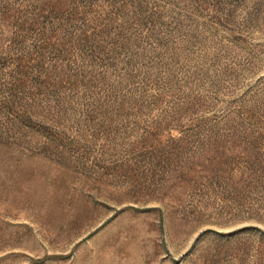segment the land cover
<instances>
[{
	"label": "rangeland",
	"instance_id": "obj_1",
	"mask_svg": "<svg viewBox=\"0 0 264 264\" xmlns=\"http://www.w3.org/2000/svg\"><path fill=\"white\" fill-rule=\"evenodd\" d=\"M0 264H264V0H0Z\"/></svg>",
	"mask_w": 264,
	"mask_h": 264
}]
</instances>
